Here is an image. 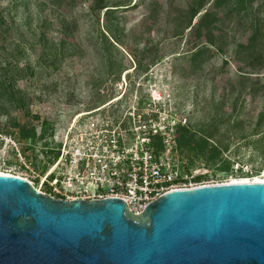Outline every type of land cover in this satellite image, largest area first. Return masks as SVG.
I'll use <instances>...</instances> for the list:
<instances>
[{
  "label": "rangeland",
  "instance_id": "rangeland-1",
  "mask_svg": "<svg viewBox=\"0 0 264 264\" xmlns=\"http://www.w3.org/2000/svg\"><path fill=\"white\" fill-rule=\"evenodd\" d=\"M103 1V2H102ZM110 6L109 16L92 9ZM0 0V63L12 86L0 98V172L17 174L16 146L43 160L40 123L66 122L77 110L127 99L129 86L154 89L179 120L234 160L225 172L193 151H179L204 183L264 173V152L251 141L264 88L241 73L264 75V0ZM192 9L198 13L190 18ZM191 19V20H190ZM260 45L241 52L253 32ZM201 50L199 59L191 60ZM258 58L256 67L247 66ZM147 74V75H146ZM8 77V78H9ZM255 78V77H254ZM34 126L33 143L18 128ZM52 127V126H51ZM39 132V134H37ZM264 144V141H263ZM41 150V148H40ZM39 155V156H38ZM38 156V157H37Z\"/></svg>",
  "mask_w": 264,
  "mask_h": 264
},
{
  "label": "water",
  "instance_id": "water-1",
  "mask_svg": "<svg viewBox=\"0 0 264 264\" xmlns=\"http://www.w3.org/2000/svg\"><path fill=\"white\" fill-rule=\"evenodd\" d=\"M0 264H264V180L170 190L135 214L0 173Z\"/></svg>",
  "mask_w": 264,
  "mask_h": 264
},
{
  "label": "built area",
  "instance_id": "built-area-1",
  "mask_svg": "<svg viewBox=\"0 0 264 264\" xmlns=\"http://www.w3.org/2000/svg\"><path fill=\"white\" fill-rule=\"evenodd\" d=\"M129 87L127 99L77 110L52 125L42 145L32 147L43 160L16 146L15 176L57 199L121 198L135 214L165 192L209 184L180 159L177 126L185 120L161 93Z\"/></svg>",
  "mask_w": 264,
  "mask_h": 264
},
{
  "label": "trees",
  "instance_id": "trees-1",
  "mask_svg": "<svg viewBox=\"0 0 264 264\" xmlns=\"http://www.w3.org/2000/svg\"><path fill=\"white\" fill-rule=\"evenodd\" d=\"M98 0H95L97 4ZM103 2V1H102ZM100 2L97 6H91L92 9H99L103 11V14L109 16L113 13V9L110 6ZM198 13L197 9H192V13L190 18H194ZM190 19V20H191ZM261 40H259V35L257 32H253L252 35L248 38L245 43H239L238 48L241 52L250 53L256 50L258 45H260ZM201 57V50L196 51L194 54L191 55L190 59L195 60ZM261 63L260 59L253 58L248 60L247 66L249 67H256ZM11 66V62H1L0 63V98L2 97V91H10V94H13V87L12 86H4L7 82H11V77L7 76L8 69ZM9 77V78H8ZM255 77V78H254ZM239 80L243 83H252V84H259L260 88H264V75L263 76H253L251 73H241L237 76ZM264 121V108H262L257 114L256 125L260 126ZM41 135L42 137L45 133L48 132L49 129L52 127V123L43 120L41 123ZM18 134L21 138L25 140H30L31 143L35 141L36 138V129L34 126H27L22 125L18 128ZM177 144L180 152L184 151H193L196 155H202L207 162H212L214 164H218L217 169L220 171H229L232 168L234 160H231L229 156L222 157L221 153L222 150L219 149L217 146H211L208 143L209 137L208 136H198L196 131L193 130L192 124L190 122L179 123L177 126ZM264 133L259 136L258 138L251 141V147L254 149H262L264 152ZM33 145L29 144L26 146V149H32ZM201 177L206 176H198L197 179H201Z\"/></svg>",
  "mask_w": 264,
  "mask_h": 264
},
{
  "label": "bare ground",
  "instance_id": "bare-ground-1",
  "mask_svg": "<svg viewBox=\"0 0 264 264\" xmlns=\"http://www.w3.org/2000/svg\"><path fill=\"white\" fill-rule=\"evenodd\" d=\"M157 94V93H155ZM1 174L4 173V172H0ZM6 174V173H4ZM251 179H254V180H264V173H262V175L258 176V177H253V178H238V179H233L231 181H237V180H242V181H246V180H251Z\"/></svg>",
  "mask_w": 264,
  "mask_h": 264
}]
</instances>
